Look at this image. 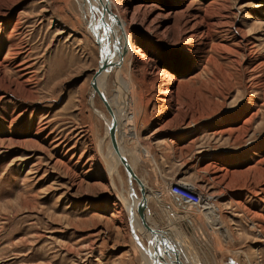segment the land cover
Segmentation results:
<instances>
[{"label":"rangeland","instance_id":"obj_1","mask_svg":"<svg viewBox=\"0 0 264 264\" xmlns=\"http://www.w3.org/2000/svg\"><path fill=\"white\" fill-rule=\"evenodd\" d=\"M114 2L128 48L104 90L124 88L123 158L147 215L184 264H264V0ZM86 7L0 0V264H146L97 151L112 137L96 111L114 120L91 91ZM178 180L209 194L222 229L167 194Z\"/></svg>","mask_w":264,"mask_h":264},{"label":"bare ground","instance_id":"obj_2","mask_svg":"<svg viewBox=\"0 0 264 264\" xmlns=\"http://www.w3.org/2000/svg\"><path fill=\"white\" fill-rule=\"evenodd\" d=\"M81 6H87L91 7L96 14L94 19H96L97 25L91 24V31L93 32V36L96 39V37L100 40V47L99 54L100 57L103 58V66L99 72V75L97 76L95 80L96 90H100L103 92L105 98L107 99L111 110H112V117L117 127V142L119 146V151L117 150V147L115 145L114 139L112 138L110 145L108 146L105 156L103 155L101 151V145L103 143V138L100 140V142L97 144V151L99 153L100 159L103 161L104 166L106 168L107 176H109V187H111L114 191V194L116 196V199H118V202H121L124 210L127 212V215L129 216V213L132 215L133 218V228L136 231V233H141L145 239H147L148 244L145 245L143 242V246H141L139 243L137 245L139 246L141 256L146 264H174L175 260L179 262V264H184L181 259L177 257L175 254L172 246L168 243L167 239L165 238L162 231L156 227V225L153 224V221L151 218L147 215L145 217V221H143L139 216L135 215L134 209L132 204L129 202L127 198H125L121 191L116 186L114 180H112V175H114L117 172V165H122L121 158H123V145H122V129L124 126V117L126 116V103L125 100H121L122 92H124V88L120 85V82L117 80V93L114 97L107 96L104 90V85H106V78L108 74L115 70L118 67V62L120 61L121 55L126 49L128 48V41L124 42V48H117L114 46L117 40V31L118 29H122L124 34L128 35V31L126 27H123L121 22L120 15H115L112 13V7L111 5H114V0H80ZM86 7V8H87ZM125 11V10H124ZM91 10H89V17L91 18ZM93 20V19H92ZM96 41V40H95ZM126 41V40H125ZM97 44V43H96ZM130 48H133V46H130ZM113 49V50H112ZM119 68V67H118ZM92 87V86H91ZM91 91L93 94H98L97 91L92 87ZM166 93V92H163ZM99 95V94H98ZM4 97H0L2 99ZM127 99V98H126ZM104 103V102H103ZM105 105V104H104ZM92 106V103H91ZM96 111V110H95ZM98 116L101 118L103 123L105 124V128L108 131L111 129V122L109 118L106 117L104 113H102L100 110L96 111ZM109 113V112H108ZM111 116V114L109 113ZM192 132V131H191ZM104 137V136H103ZM202 152V151H201ZM108 181V180H107ZM179 182H183L179 180ZM108 185V184H107ZM208 209L204 211L203 214H205L206 223L215 228V229H222L223 228V221L218 215V222H215L213 217H215V211L214 208L209 205L207 207ZM228 230V229H227ZM161 240V242L159 241ZM146 241V242H147ZM137 242V241H136ZM166 243V244H165ZM165 245V246H164ZM168 246V253L165 255L164 260H160V262H153L147 251L152 252L153 250H156V248H159V250L162 248H166ZM167 249V248H166Z\"/></svg>","mask_w":264,"mask_h":264},{"label":"water","instance_id":"obj_3","mask_svg":"<svg viewBox=\"0 0 264 264\" xmlns=\"http://www.w3.org/2000/svg\"><path fill=\"white\" fill-rule=\"evenodd\" d=\"M91 20L94 19V13L91 11ZM96 43H97V46L98 48L100 47V40L98 37H96ZM103 66V58L100 57V54H99V63H98V67L97 69L95 70L93 76H92V79H91V86L95 89V91H97V93L99 94V96L101 97L102 101L104 102L105 104V107L107 109V111L112 115V110H111V107L107 101V99L105 98L104 94L102 91L100 90H96V85H95V80L97 78V76L99 75V72L101 70ZM110 131V136L114 139V142H115V145L117 147V150L119 151V146H118V142H117V134H116V131H117V127H116V124L115 122L113 123V128L112 129H109ZM121 163L123 165V168L126 172V174L131 177L135 183L137 184V186L139 187L140 191H141V199L139 201V203L137 204V213L139 214V217L145 221V217H146V213H145V210H146V206L147 204H145V201L144 200V194L146 193V190L145 189V186L142 184V181H140L141 179L136 175L135 172H133V169L131 167V165L125 160V158H121ZM129 222H130V227H131V230L133 232V235H134V238L135 240L137 241V243H139L141 246H143L145 248V246L143 245V242L141 241V239L135 234V230L133 228V218H132V215L129 213ZM161 242V240H159ZM166 244V243H165ZM165 246V245H164ZM167 248V249H166ZM166 248H162V251L161 249L159 250V248H156V250H153L152 252H149L147 251L150 259L155 263V262H160V260H164L165 259V255L168 253V246H166ZM174 264H179V262L177 260H175V262H173Z\"/></svg>","mask_w":264,"mask_h":264},{"label":"built area","instance_id":"obj_4","mask_svg":"<svg viewBox=\"0 0 264 264\" xmlns=\"http://www.w3.org/2000/svg\"><path fill=\"white\" fill-rule=\"evenodd\" d=\"M166 191L167 194L179 204V206L186 205L196 211H206L208 209L207 207L212 202L208 199L209 194L206 193V191L184 181L179 182L178 180L169 182ZM174 210L177 211L175 208Z\"/></svg>","mask_w":264,"mask_h":264},{"label":"crops","instance_id":"obj_5","mask_svg":"<svg viewBox=\"0 0 264 264\" xmlns=\"http://www.w3.org/2000/svg\"><path fill=\"white\" fill-rule=\"evenodd\" d=\"M141 181V180H140ZM159 225H162L163 227H169V226H171V224H169V223H163V222H161L160 220H159Z\"/></svg>","mask_w":264,"mask_h":264}]
</instances>
